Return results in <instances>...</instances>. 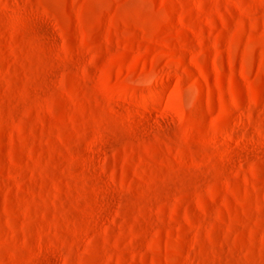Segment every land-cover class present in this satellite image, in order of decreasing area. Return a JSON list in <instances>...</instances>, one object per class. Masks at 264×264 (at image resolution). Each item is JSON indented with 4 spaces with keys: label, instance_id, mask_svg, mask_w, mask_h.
<instances>
[{
    "label": "rangeland",
    "instance_id": "rangeland-1",
    "mask_svg": "<svg viewBox=\"0 0 264 264\" xmlns=\"http://www.w3.org/2000/svg\"><path fill=\"white\" fill-rule=\"evenodd\" d=\"M0 264H264V0H0Z\"/></svg>",
    "mask_w": 264,
    "mask_h": 264
}]
</instances>
